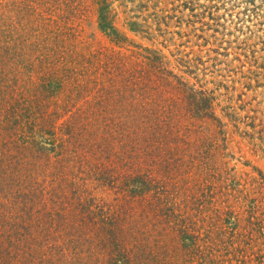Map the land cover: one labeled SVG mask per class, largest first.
Listing matches in <instances>:
<instances>
[{
    "label": "rangeland",
    "instance_id": "obj_1",
    "mask_svg": "<svg viewBox=\"0 0 264 264\" xmlns=\"http://www.w3.org/2000/svg\"><path fill=\"white\" fill-rule=\"evenodd\" d=\"M136 228L128 264H264V0H0V264H106Z\"/></svg>",
    "mask_w": 264,
    "mask_h": 264
},
{
    "label": "trees",
    "instance_id": "obj_2",
    "mask_svg": "<svg viewBox=\"0 0 264 264\" xmlns=\"http://www.w3.org/2000/svg\"><path fill=\"white\" fill-rule=\"evenodd\" d=\"M99 15H100L99 16V19H100V28L103 29L106 32H107V29H109L108 32L110 34L115 33L116 32L115 29H113V27L111 25H109V23H105V11H104V9H101V12H100ZM259 21H260L259 24H261L262 23V19L260 18ZM155 85L156 84L154 82L153 83V86H155ZM18 93L19 92H17V94ZM146 93H147L146 91H143L141 93V95H144ZM189 94L191 95L192 93H189ZM206 100L207 99H205V98L201 99V98H198L197 97L194 104H196V106H197V103L201 105L202 102L204 101V103H205ZM198 109H199V107H198ZM21 115H22V117H25V116H23L24 115L23 113ZM138 116H139V119H141V122H142V120H145V117L143 116V113H142L141 110H138ZM107 117L109 118V116H107ZM137 126H140V128H137V129L133 130V132H135V134H140L141 133L140 134V138L142 139V141H143L142 143H144V147L146 149V146L148 144H152V142L157 138V136H156L157 135V131H159V126H161V125H158V124H155V123L152 122V124H145V123L142 124V123H140ZM71 130H72V128H71ZM78 132H79V129L77 130L76 133L78 134ZM74 135L75 134L72 131H70V130L67 129V133H65V136L66 137H64V138L72 139ZM93 151H95V150H93ZM74 160H76V162H77V161H79L81 159L79 157H74ZM94 174H95V172H94ZM94 176H96V175H94ZM101 178H102L101 181L103 183L109 184V182H106V175L105 174H103V176ZM99 180L100 179H98L97 177H95L92 182H95L96 183V181H99ZM111 182L113 183V188H115L117 186L118 181H116V179H114ZM102 186H105V185L103 184ZM96 188H98V187H96ZM95 190H98V193L100 195L103 194L101 192H104V188L103 187L102 188L99 187L98 189H95ZM80 193H83V191L80 192ZM98 193H95V194H98ZM81 197H82V195H79L78 194L77 200L80 199L83 202V203H81V202L77 201L80 210L81 209L82 210L84 209V211L87 212L88 215L93 216L94 222L98 221L99 219H100V222H102L103 219H104L105 221H107L108 223H110L111 220H112V222L114 224V227H115L114 229L116 230V232L120 228V226L121 227L123 226V223H121V225H120V221H118V218H117V217H119V213H116L115 214L114 212H112L105 205V203L98 204V203H96V201L92 200V198L88 199L86 197L85 199H83ZM97 200H98V198H97ZM73 208L75 209V207H73ZM108 214H110V215H108ZM114 216H116V217H114ZM92 226H94L95 228H97V230H102L104 228V224L103 223L100 224L98 222H96ZM125 231H127V229ZM179 232L180 233L182 232L184 235H190L191 234L190 231H188V229H184V230H181ZM140 234L141 233H138L137 228L135 229V231L133 229L131 231H127L126 234H125V236L123 237V239H121L122 240V241H120L121 243L120 242H116L117 244H121L120 245V248H119V251L112 252L111 251V247L109 248V251L107 253L108 258L106 260V262H107L106 264H110V262L113 261L114 258L116 259L115 262L118 263V264H125L128 260H130L131 263H134L135 262L134 259L133 258L130 259V256L131 255L125 256L124 254H127V252H129V253L130 252H133V247H136L137 245L139 246V244L142 243V240L140 239V236H141ZM184 237L186 239L188 238L187 236H184ZM132 240H135V241H132ZM0 242H2L1 241V238H0ZM136 242H138V243H136ZM79 243H78V245H79ZM90 247H91L90 244H88L87 245V248H90ZM136 250H138V249L136 248L135 251ZM117 254H119L118 256H121L122 259L115 257ZM136 262L141 263L140 260H137ZM126 264H128V262Z\"/></svg>",
    "mask_w": 264,
    "mask_h": 264
}]
</instances>
